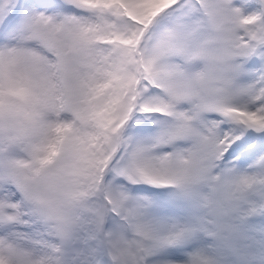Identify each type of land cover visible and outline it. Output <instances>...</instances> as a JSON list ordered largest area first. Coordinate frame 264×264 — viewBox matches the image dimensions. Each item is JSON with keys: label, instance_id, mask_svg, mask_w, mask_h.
Returning a JSON list of instances; mask_svg holds the SVG:
<instances>
[{"label": "snow or ice", "instance_id": "1", "mask_svg": "<svg viewBox=\"0 0 264 264\" xmlns=\"http://www.w3.org/2000/svg\"><path fill=\"white\" fill-rule=\"evenodd\" d=\"M0 264H264V0H0Z\"/></svg>", "mask_w": 264, "mask_h": 264}]
</instances>
